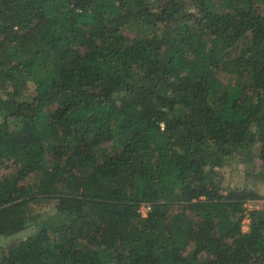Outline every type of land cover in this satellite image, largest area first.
Instances as JSON below:
<instances>
[{
  "label": "trees",
  "instance_id": "16d2710c",
  "mask_svg": "<svg viewBox=\"0 0 264 264\" xmlns=\"http://www.w3.org/2000/svg\"><path fill=\"white\" fill-rule=\"evenodd\" d=\"M258 185L264 0H0V264H264Z\"/></svg>",
  "mask_w": 264,
  "mask_h": 264
},
{
  "label": "rangeland",
  "instance_id": "374dc122",
  "mask_svg": "<svg viewBox=\"0 0 264 264\" xmlns=\"http://www.w3.org/2000/svg\"><path fill=\"white\" fill-rule=\"evenodd\" d=\"M259 165H260V163L259 162H256V169H259L260 168ZM220 170H221L222 173H225V176L228 177V178L232 177L236 173V171H233V173H232V171H230V168L228 166H226V165L222 166L220 168ZM234 177H236V176H234ZM239 178H240V176L237 177L236 179H234L233 181L235 182ZM257 189L260 192V194L264 195V187H263V185H258L257 186ZM263 207H264V199H258V200L250 201L249 203H247V208L248 209H252V208L260 209V208H263ZM36 209L37 210H40V207L38 206V207H36ZM43 209L46 210V207L44 206ZM247 222L248 221L245 219L244 220V225H243V228H245V230L247 229ZM5 240H9V238H6ZM2 242L3 241L0 239V244Z\"/></svg>",
  "mask_w": 264,
  "mask_h": 264
},
{
  "label": "built area",
  "instance_id": "2783aa9c",
  "mask_svg": "<svg viewBox=\"0 0 264 264\" xmlns=\"http://www.w3.org/2000/svg\"><path fill=\"white\" fill-rule=\"evenodd\" d=\"M148 207H141V210L143 213H145V211L147 210Z\"/></svg>",
  "mask_w": 264,
  "mask_h": 264
}]
</instances>
